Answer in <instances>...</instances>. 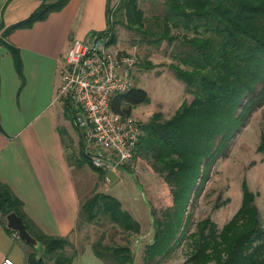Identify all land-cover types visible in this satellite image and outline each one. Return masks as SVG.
Returning a JSON list of instances; mask_svg holds the SVG:
<instances>
[{
    "label": "trees",
    "instance_id": "16d2710c",
    "mask_svg": "<svg viewBox=\"0 0 264 264\" xmlns=\"http://www.w3.org/2000/svg\"><path fill=\"white\" fill-rule=\"evenodd\" d=\"M68 1L45 0L27 19L3 30L0 47L12 52L18 70L19 50L8 43L9 35L60 11ZM164 3L165 12L155 17L159 31L146 26L144 12L136 0H124L122 4L128 23L157 36L154 41L181 40L188 47L180 59L188 69L172 67L194 96L191 102H183L171 118L163 119L162 113L156 112L142 127L134 158L148 159L172 195V204L161 216L151 209L154 236L145 247L143 263L169 255L177 243L187 238L191 246L187 259L190 264H264V224L255 203L256 195L247 183L243 184L240 208L220 231L207 218L199 221L196 231L188 237L183 235L192 194H200L202 189L198 181L208 176L207 171L219 157L229 155L236 135L264 105V0H165ZM109 15L110 8L108 18ZM173 29L182 30L183 35L172 34ZM108 30L112 31L114 42L112 23ZM189 32L193 36L186 34ZM149 101L145 89L132 87L115 96L111 107L132 114L134 106ZM12 212L22 217L37 240L34 245L22 239L31 249L26 253L27 264H73L78 251L70 240L36 229L24 212L23 202L0 181V223L13 234L15 230L7 226L6 220ZM80 217L84 223L108 221L112 229L123 233L124 244L113 242L115 233L110 237L112 243L106 242L107 234L92 243L94 254L104 264H133L130 240L141 226L117 197L95 193L84 202ZM68 248L74 252L70 253ZM40 250L42 253L38 255Z\"/></svg>",
    "mask_w": 264,
    "mask_h": 264
},
{
    "label": "crops",
    "instance_id": "0c3cea01",
    "mask_svg": "<svg viewBox=\"0 0 264 264\" xmlns=\"http://www.w3.org/2000/svg\"><path fill=\"white\" fill-rule=\"evenodd\" d=\"M44 1L0 0V36ZM119 1L69 0L46 19L13 31L7 41L19 50L20 70L12 52L0 47V181L23 202L36 229L67 237L74 247L72 240L83 226L82 206L95 193H104L111 171L91 166L69 104L58 100L57 93L73 40L106 30L108 9ZM68 142L79 146L81 155H70ZM76 250L73 264H104L92 244ZM27 251L24 241L0 223V263L10 257L27 264Z\"/></svg>",
    "mask_w": 264,
    "mask_h": 264
},
{
    "label": "rangeland",
    "instance_id": "374dc122",
    "mask_svg": "<svg viewBox=\"0 0 264 264\" xmlns=\"http://www.w3.org/2000/svg\"><path fill=\"white\" fill-rule=\"evenodd\" d=\"M123 1L120 0L110 7L112 22L108 18V25L112 23L114 26V43L138 58L139 63L133 73L132 87L145 89L150 96L148 103L133 107L132 115L143 123H148L156 112H161L163 119H169L183 102H191L194 97L187 91L186 84L176 77L172 67L179 65L188 69L180 60L183 57L181 53L188 47L181 40L169 43L165 39L158 43L154 41L157 36H151L147 32H142L141 28L130 25L125 15L126 9L122 6ZM136 2L144 12L146 26L159 31L156 29L155 17L165 12V0H136ZM172 34L181 37L183 32L173 29ZM186 34L193 36V32ZM263 134L264 105L250 116L246 125L236 135L229 155L219 157L207 171L208 176L198 181L202 189L200 194L195 192L192 194L188 204L183 230L185 237L196 231V224L199 221L207 218L212 219L220 231L240 208L244 183H247L249 189L256 195L255 203L264 224V150L260 151V144L264 148ZM68 146L69 154L74 155V158L78 153L81 155V148L76 147L74 142L69 143ZM83 153L85 154V151ZM88 160L93 166L90 158ZM103 186L104 193L117 197L124 209L140 223V232L132 234L130 241L134 252L133 264H144L145 247L153 241L154 236L151 209L158 216L166 211L172 204L170 188L153 170L150 161L143 156H137L118 171L108 172ZM82 225L78 229V236H75L77 239L72 240L76 249L80 251L87 244L91 245L98 240L102 234H107L106 242L112 243L110 237L115 233L113 242L124 244L123 233L112 229L108 221L83 222ZM68 249L72 253L73 250ZM28 251L31 249L28 248ZM41 253L40 250L38 255ZM190 254V240L186 238L177 243L169 255L157 257L149 264L155 262L190 264L187 261Z\"/></svg>",
    "mask_w": 264,
    "mask_h": 264
},
{
    "label": "built area",
    "instance_id": "2783aa9c",
    "mask_svg": "<svg viewBox=\"0 0 264 264\" xmlns=\"http://www.w3.org/2000/svg\"><path fill=\"white\" fill-rule=\"evenodd\" d=\"M138 63L135 54L112 41L108 28L89 39H74L65 57L57 99L69 104L86 155L104 172L133 161L143 133L142 120L111 107L115 96L132 88ZM0 264L17 263L6 257Z\"/></svg>",
    "mask_w": 264,
    "mask_h": 264
},
{
    "label": "water",
    "instance_id": "95a60500",
    "mask_svg": "<svg viewBox=\"0 0 264 264\" xmlns=\"http://www.w3.org/2000/svg\"><path fill=\"white\" fill-rule=\"evenodd\" d=\"M6 220L7 226L15 230L21 239L34 245L37 244V240L30 234L24 220L17 213L12 212L8 214Z\"/></svg>",
    "mask_w": 264,
    "mask_h": 264
}]
</instances>
